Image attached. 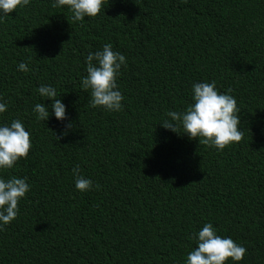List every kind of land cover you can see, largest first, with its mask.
I'll list each match as a JSON object with an SVG mask.
<instances>
[{
	"label": "trees",
	"instance_id": "16d2710c",
	"mask_svg": "<svg viewBox=\"0 0 264 264\" xmlns=\"http://www.w3.org/2000/svg\"><path fill=\"white\" fill-rule=\"evenodd\" d=\"M54 2L0 19V126L19 119L32 142L0 169L30 185L17 217L0 222V264H185L206 223L247 249L225 264H264V0H104L83 21ZM106 43L127 61L120 111L81 90L88 54ZM212 81L241 109L244 137L223 150L161 124ZM41 85L56 88L65 120ZM77 165L88 191L75 187Z\"/></svg>",
	"mask_w": 264,
	"mask_h": 264
},
{
	"label": "clouds",
	"instance_id": "9594fccd",
	"mask_svg": "<svg viewBox=\"0 0 264 264\" xmlns=\"http://www.w3.org/2000/svg\"><path fill=\"white\" fill-rule=\"evenodd\" d=\"M186 2V0H181ZM30 0H0V19L9 16L18 7L26 6ZM67 6L72 13L73 21H83L85 17H95L104 8V0H55L53 8ZM87 60V76L82 78L81 90H91V106L103 107L109 111L122 109V93L117 90V77L121 66H126V58L114 51L111 43L104 44L102 50L90 52ZM20 71L28 72L25 62L18 64ZM40 96L52 99L51 108L57 120L66 119V106L58 98L55 87L41 85L38 89ZM228 89L227 93H231ZM221 93L216 82H200L192 86L193 103L183 112L170 111L161 122L165 129L186 133L190 139L199 138V144L223 150L232 143H239L244 137L240 130V112L237 100L233 95ZM7 105L0 103V113L5 112ZM37 119L46 121L49 118L48 107L37 103L33 108ZM175 122V123H174ZM73 127L72 122L66 125L65 131L55 134L60 140L67 134V129ZM32 148L31 133L26 130L22 121L13 120L10 125L0 126V169H11L21 158H27ZM76 177L75 187L85 192L93 187L91 179L80 174L79 166L73 168ZM30 185L26 178H0V222L4 225L13 221L19 212L18 202L29 191ZM247 249L237 244L232 238H222L217 234L211 223H206L198 232L197 246L188 253L185 264H225L231 258L233 261L243 260Z\"/></svg>",
	"mask_w": 264,
	"mask_h": 264
}]
</instances>
